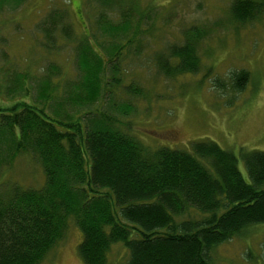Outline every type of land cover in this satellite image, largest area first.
<instances>
[{
	"label": "trees",
	"instance_id": "trees-1",
	"mask_svg": "<svg viewBox=\"0 0 264 264\" xmlns=\"http://www.w3.org/2000/svg\"><path fill=\"white\" fill-rule=\"evenodd\" d=\"M24 1L0 0V11ZM99 1L107 9L101 12L120 19L100 14L105 40L91 37L97 49L87 35L76 40L72 77L50 62L37 72L21 70L0 54V98L9 101L0 103V177L19 154L30 155L43 173L39 188L0 180V264H39L70 220L81 232L84 264H106L117 243L128 253L121 264H213L216 246L264 224V151L240 148L246 181L238 156L213 141H192L188 150L149 148L116 127L111 113L125 117L130 98L142 94L123 79L126 57L143 44V16L132 20L125 11L132 0ZM229 11L233 21H252L264 0H232ZM67 17L66 9L54 8L37 23L42 51L72 45ZM183 37L157 56L162 73L197 71L201 32L192 28ZM247 76L232 72V88L240 90Z\"/></svg>",
	"mask_w": 264,
	"mask_h": 264
},
{
	"label": "rangeland",
	"instance_id": "rangeland-1",
	"mask_svg": "<svg viewBox=\"0 0 264 264\" xmlns=\"http://www.w3.org/2000/svg\"><path fill=\"white\" fill-rule=\"evenodd\" d=\"M231 2L132 0V8L125 11L131 10L132 20L143 16V33L138 36L143 44L139 54L132 52L126 57L123 81L137 85L142 94L130 98L132 111L125 117L111 114L117 119L116 127L149 148L188 150L192 141H213L238 156V168L249 181L239 158L240 148L264 151V11L252 21L236 22L230 15ZM54 8L66 9L75 37L72 45L57 53H46L38 46L40 34L35 28ZM102 9L107 10L99 0H25L18 6L6 7L0 11V54L5 52L21 70L37 72L50 62L61 66L66 77H72L76 40L83 35L91 42V37L105 40L100 36V14L111 21L120 19L118 13L101 12ZM192 28L201 32L195 47L197 71L162 73L157 56L167 54L173 45H182L183 32ZM94 47L97 49L95 44ZM240 70L248 76L243 87L235 90L231 73ZM3 99L1 104L9 103ZM0 180L23 188H39L43 173L30 155L19 154ZM80 241L81 232L70 220L62 241L39 264H84L77 251ZM127 254L123 245L114 244L106 264H121ZM212 255L213 264H264V224L252 225L244 235L216 246Z\"/></svg>",
	"mask_w": 264,
	"mask_h": 264
}]
</instances>
